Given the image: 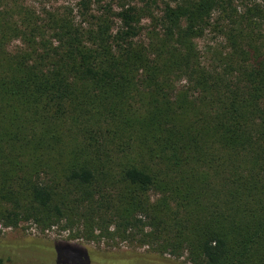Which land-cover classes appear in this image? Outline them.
<instances>
[{
	"label": "trees",
	"instance_id": "1",
	"mask_svg": "<svg viewBox=\"0 0 264 264\" xmlns=\"http://www.w3.org/2000/svg\"><path fill=\"white\" fill-rule=\"evenodd\" d=\"M175 2L158 18L155 0H0L5 227L64 223L192 264H264V0ZM208 32L222 40L205 55ZM56 251L55 264H137Z\"/></svg>",
	"mask_w": 264,
	"mask_h": 264
},
{
	"label": "rangeland",
	"instance_id": "2",
	"mask_svg": "<svg viewBox=\"0 0 264 264\" xmlns=\"http://www.w3.org/2000/svg\"><path fill=\"white\" fill-rule=\"evenodd\" d=\"M79 0H25L26 3L34 5L37 9H57L65 6H75ZM176 0H155L153 5V13L158 18L163 15L166 4L169 2L175 4ZM145 30L151 28L149 19L143 20ZM222 37L214 32H208L206 37L198 40V46L203 54L206 55L208 46L214 45L221 41ZM18 45V43H17ZM64 223L43 228L34 221L23 222L18 227H5L0 223V258L4 259L8 264H45L43 258L50 257L52 264H55L57 251L56 247L60 244L68 243L79 249L90 250L104 255L127 254L136 255L137 264H192L187 258L160 254L154 252L148 246L132 245L127 241L115 239L109 240L106 236L102 238L87 239L80 235L79 228L64 229ZM34 243L38 252L26 249L27 247L16 249L20 243ZM12 245V246H11ZM24 249V250H22ZM20 251V252H19ZM91 264H100L91 262Z\"/></svg>",
	"mask_w": 264,
	"mask_h": 264
}]
</instances>
